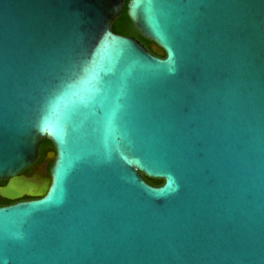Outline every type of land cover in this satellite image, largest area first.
<instances>
[{"label": "water", "instance_id": "obj_1", "mask_svg": "<svg viewBox=\"0 0 264 264\" xmlns=\"http://www.w3.org/2000/svg\"><path fill=\"white\" fill-rule=\"evenodd\" d=\"M124 5L0 0V264H264V0Z\"/></svg>", "mask_w": 264, "mask_h": 264}, {"label": "trees", "instance_id": "obj_2", "mask_svg": "<svg viewBox=\"0 0 264 264\" xmlns=\"http://www.w3.org/2000/svg\"><path fill=\"white\" fill-rule=\"evenodd\" d=\"M127 2H128V0H125V5H124V8L121 12V15L115 21V23L113 25V29H112L113 33L118 34V35H122V36L132 37V38L138 40L145 47V49L148 52L153 53L152 48H151L152 42L145 39L139 33V31L135 29V27L131 23V21L127 15V8H126ZM163 57H164V55H163ZM50 151H53L52 144L48 140H43L39 146V155H38V159H37L36 163H38V164L46 163L45 172L47 175H49V168L51 167L52 163H51V161L47 162L45 160V157H46V154ZM28 172H29V169H26L23 173H28ZM143 178L145 179L146 182H148L152 186H160L163 183V181H161V180L151 179V178H148L144 175H143ZM3 184H4V181H0V187L3 186ZM25 199H32V198L26 197ZM11 204H13V201H6L4 198L0 197V207L11 205Z\"/></svg>", "mask_w": 264, "mask_h": 264}, {"label": "flooded vegetation", "instance_id": "obj_3", "mask_svg": "<svg viewBox=\"0 0 264 264\" xmlns=\"http://www.w3.org/2000/svg\"><path fill=\"white\" fill-rule=\"evenodd\" d=\"M47 154H46L45 160L48 162V160H47ZM45 167H46V163L38 164V163L35 162V164H34L33 167L28 168L29 169V172L28 173H23L24 172L23 171L22 174H21V176L26 177L28 179H32L34 177H39L41 175V173L44 171ZM5 184H6V182L4 181L3 186ZM25 198H26V196L23 197V198H21V199H19V200L13 201V203L32 200V199H25ZM6 201H9V200H6Z\"/></svg>", "mask_w": 264, "mask_h": 264}, {"label": "rangeland", "instance_id": "obj_4", "mask_svg": "<svg viewBox=\"0 0 264 264\" xmlns=\"http://www.w3.org/2000/svg\"><path fill=\"white\" fill-rule=\"evenodd\" d=\"M39 178H41V179H43V180L49 178V175L46 174L45 169H44V171L41 173V175L39 176Z\"/></svg>", "mask_w": 264, "mask_h": 264}]
</instances>
